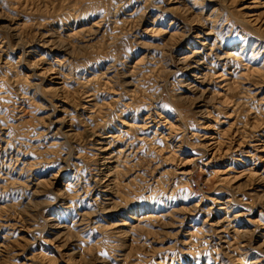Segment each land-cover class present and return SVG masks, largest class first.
<instances>
[{
	"label": "rangeland",
	"instance_id": "rangeland-1",
	"mask_svg": "<svg viewBox=\"0 0 264 264\" xmlns=\"http://www.w3.org/2000/svg\"><path fill=\"white\" fill-rule=\"evenodd\" d=\"M0 264H264V0H0Z\"/></svg>",
	"mask_w": 264,
	"mask_h": 264
},
{
	"label": "bare ground",
	"instance_id": "bare-ground-1",
	"mask_svg": "<svg viewBox=\"0 0 264 264\" xmlns=\"http://www.w3.org/2000/svg\"><path fill=\"white\" fill-rule=\"evenodd\" d=\"M195 54V53H194ZM198 54H202V52H199ZM204 54V53H203ZM184 59V60H183ZM183 59H181L183 62H184V64H186V63H188V62H190V61H192L193 60V64H195L196 66H191L190 68H189V70L188 71H192V70H195L196 72L198 71V72H200L199 71V69L203 66V63H201V62H199L198 60L200 59L198 56H192V57H187V58H183ZM203 61V60H202ZM205 66V65H204ZM205 71V70H204ZM192 76V75H191ZM204 76V75H203ZM192 77H194V84L195 85H193V90L194 91H200L201 90V88L202 87H204V82H206V80H204V78L203 77H201V76H196V75H194V76H192ZM105 151V150H104ZM103 151V152H104ZM102 152V151H101ZM109 161V160H108ZM108 165H111L112 163L111 162H108L107 163ZM122 226H126V225H122ZM223 231V230H222Z\"/></svg>",
	"mask_w": 264,
	"mask_h": 264
}]
</instances>
